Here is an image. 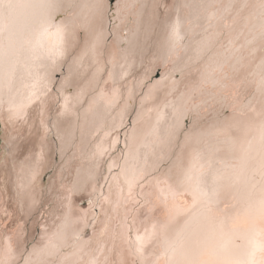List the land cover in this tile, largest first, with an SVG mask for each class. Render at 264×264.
Instances as JSON below:
<instances>
[{
    "label": "bare ground",
    "instance_id": "1",
    "mask_svg": "<svg viewBox=\"0 0 264 264\" xmlns=\"http://www.w3.org/2000/svg\"><path fill=\"white\" fill-rule=\"evenodd\" d=\"M121 2L135 6L123 19L105 17L106 39L94 51H89L91 40L79 39V27L73 39L68 22L82 23L79 9L55 21L64 27V57L51 81H43L47 92L40 91L43 72H26L14 81L12 107H0V157L14 153L19 161H33L32 166L17 163L15 176L0 169V264H23L21 257L33 249H45L44 264H189L195 256L202 264H216L213 248L223 237L217 234L205 249L198 244L222 219L228 218L225 232L235 230L236 247L246 244L249 230L264 232V215L254 213L248 199L259 192L264 159L260 0H143L139 18L135 0ZM161 3L170 22L179 17L190 38L171 52L162 43V29L149 25L154 6ZM177 3L185 6L177 10ZM55 31L49 30V48L57 42ZM30 39L25 36V47ZM201 39L207 48L185 55L186 45ZM154 41L156 47L141 54L145 42ZM129 48L135 54L122 59ZM19 62L29 65V57L21 54ZM185 104L201 105L204 116L215 109L222 119L205 123L188 142L178 137L179 146L170 145L163 133L165 122L172 123L167 106ZM17 110L22 115L16 116ZM57 117L62 128L71 124L79 137L74 148L54 139L50 121ZM92 167L96 180L73 191L76 170L86 176ZM216 169L219 203L200 215L187 175ZM18 190L26 193L23 206ZM194 212L200 219L192 225ZM38 226L44 229L33 244L29 239ZM230 264H240L239 258Z\"/></svg>",
    "mask_w": 264,
    "mask_h": 264
},
{
    "label": "snow or ice",
    "instance_id": "2",
    "mask_svg": "<svg viewBox=\"0 0 264 264\" xmlns=\"http://www.w3.org/2000/svg\"><path fill=\"white\" fill-rule=\"evenodd\" d=\"M139 5L135 16L141 17L143 14V0H135ZM135 4L122 3L121 0H0V107L8 105L10 108L13 105V85L14 81L23 79L24 73L31 75L33 72H43L45 75L41 77L42 87L41 92H47V85L44 80L51 81L53 73L63 64L64 57V27L62 23H56L60 17L72 12L74 9H79L77 14L82 23L77 26L74 21H69L68 24L73 28V39H75V30L79 27V39L85 44L91 40L89 51H94L97 45L103 46L105 42V17L109 21L113 17L123 19V13ZM180 3L175 5L178 10L183 7ZM242 5L241 7H246ZM231 7V5H229ZM115 9V11H113ZM162 13V15H161ZM139 27V19L132 21ZM256 23L259 26V35L264 41V0H260L258 5V15ZM149 25L159 27L166 35V39L162 42L167 47L169 52L175 51L176 46L184 39L188 38L187 32H183L179 17L174 23L170 22V17L167 16V7L161 3L153 8V16L149 18ZM50 29H55L56 43L52 48L47 46V39ZM138 35V33H134ZM196 35H200L196 33ZM25 36L30 37L28 46L25 47ZM156 47V42L148 44L145 42L140 50L141 54L146 48ZM207 48V42L204 39L195 44L189 43L186 45V53L194 52L199 54L198 50ZM24 54L29 57V65H23L19 62V56ZM135 53L131 48L125 49L122 52V59H126ZM179 63V62H177ZM35 65L36 67H32ZM175 67V65H174ZM262 70H264V62H262ZM261 88L264 90V79L261 80ZM183 94L181 95V99ZM31 99V98H29ZM223 103V98L221 100ZM169 115L172 123L169 125L165 122L163 133L168 144L177 142V138H181L185 143L198 134V130L210 120H220V117L214 109L212 113L204 116L200 112L201 105H194L189 108L186 104L180 108L175 105H168ZM16 116L22 115V111L17 110ZM187 119V123L183 121ZM51 132L54 139L61 145L71 144L74 148L76 137L72 133L71 124L62 128L59 123V117L55 122L50 121ZM41 122V129H43ZM199 135H204L199 132ZM261 141L264 142V124L261 126ZM46 148V146H45ZM103 149H98L99 154H103ZM35 155V153H34ZM44 155H47L45 151ZM199 158V154H197ZM41 157L37 156L35 167H39ZM17 163L28 164L32 166L31 157H26L24 161H19L14 154L6 153L0 157V169L7 173L11 171L15 176V168ZM95 163V162H94ZM212 168V164H209ZM219 169L209 172H200L193 176L191 171L187 175V179L192 182V192L194 195V207L200 208V215L211 211V206L218 205V191L220 176L216 175ZM96 169L92 167L88 170L86 176L81 174V170L77 169L75 176L71 180L72 190L75 192L82 191L85 187L96 180ZM27 176V170L24 173ZM260 188L255 195L248 197L249 207L254 213L264 215V159L261 160L259 168ZM28 181L26 180V183ZM17 196L21 198V206H23V197L26 193L17 191ZM71 212V207L68 208V214ZM200 215L195 212L190 216L189 223L195 225L199 222ZM228 223V218L222 219L214 229L206 234L202 241L198 244L201 249L207 248L215 242L217 234L223 237L219 244L213 248V254L217 257L216 264H230L232 258H239L240 264H264V232L259 229L249 230L245 234L246 244L241 247H236L232 244V238L236 234L235 230L229 229L225 232ZM258 237L260 239H258ZM47 247V246H45ZM175 252V247L171 248ZM45 249H33L27 252L26 256H22L23 264H44L41 256ZM261 253V257L257 258V253ZM51 255V253H48ZM33 257H36L33 260ZM14 264H20V261H14ZM189 264H202L199 256L192 257Z\"/></svg>",
    "mask_w": 264,
    "mask_h": 264
},
{
    "label": "rangeland",
    "instance_id": "3",
    "mask_svg": "<svg viewBox=\"0 0 264 264\" xmlns=\"http://www.w3.org/2000/svg\"><path fill=\"white\" fill-rule=\"evenodd\" d=\"M160 72H161V69H158L157 70V72L155 73V75H154V77H160ZM2 130H3V128H1V125H0V145H1V137L3 136L2 135ZM29 135V133H27V135L26 136H28ZM22 138H25V137H22ZM26 141V140H25ZM29 144V146H28V148H27V150L32 146L31 144H30V142L28 143ZM1 147V146H0ZM1 155V154H0ZM109 157V156H108ZM108 157L106 158V160H108ZM49 169H47L46 170V172H49V174H47V175H53V173H54V170L52 169V170H50V171H48ZM161 199V198H160ZM162 200V199H161ZM164 203H165V201L164 200H162ZM82 204H86L84 201H82L81 202ZM95 210H97V212H99V207L97 206L96 208H95ZM23 214V216H25V213H22ZM39 220L40 221H42L41 220V218H39ZM102 223L103 222H101V224H99V228L100 227H102ZM29 226H31V222H29ZM96 226H97V224H96ZM44 229V226H38V228H37V230L35 231V236L32 238V239H29V240H32L31 242H33V244H36V242H37V240H39L38 238L41 236V229ZM97 230H98V228H97ZM97 230H95V232L97 231Z\"/></svg>",
    "mask_w": 264,
    "mask_h": 264
}]
</instances>
